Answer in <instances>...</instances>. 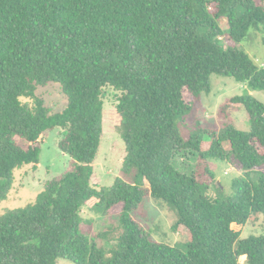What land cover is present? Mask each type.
<instances>
[{
	"label": "trees",
	"instance_id": "trees-1",
	"mask_svg": "<svg viewBox=\"0 0 264 264\" xmlns=\"http://www.w3.org/2000/svg\"><path fill=\"white\" fill-rule=\"evenodd\" d=\"M254 31L264 42V0H0V202L16 169L39 163L49 129H63L59 147L74 160L35 200L0 213V264H264V235L242 238L235 228L264 217V102L251 93L264 89V65L239 49ZM212 74L248 82L250 91L223 105L220 129L197 121L186 137ZM52 82L67 98L62 111L38 94ZM107 86L121 92L123 170L134 174L111 185L93 167ZM243 108L249 130L233 123ZM181 151L243 173L231 193L212 198L210 181L174 164ZM149 195L176 212L173 230L187 238L185 251L155 240L136 219ZM94 199L92 211L118 215L98 236L112 240L110 248L82 230L92 222L83 208Z\"/></svg>",
	"mask_w": 264,
	"mask_h": 264
},
{
	"label": "rangeland",
	"instance_id": "rangeland-1",
	"mask_svg": "<svg viewBox=\"0 0 264 264\" xmlns=\"http://www.w3.org/2000/svg\"><path fill=\"white\" fill-rule=\"evenodd\" d=\"M258 2L261 3L263 0H258ZM221 26L224 30V35L221 39L224 45L227 46L226 36L229 24L226 18L222 19ZM239 49L245 50L257 64L264 65L262 33L252 32L243 42L239 43ZM210 80L212 91L209 94H203L200 106L188 118L189 126L186 127V137L197 125V121L201 122V126L206 129H220L227 120L219 114L223 105L233 96L250 91L248 82L238 81L233 76L212 74ZM251 93L264 102V89L252 90ZM38 94L45 99L47 104L58 111H62L67 104V98L57 82H52L40 88ZM120 95L121 92L112 86L105 88V135L98 158L93 164L94 175L103 185L113 184L118 177L127 181H132L134 177V174H128L123 170V161L126 154L125 143L119 131L120 116L116 111V104ZM232 117L236 128L249 130V116L245 108L233 113ZM62 130L61 127H55L44 133L42 136V152L37 165H27L16 169L15 182L8 194V198L0 202V213L7 209L26 206L29 202L35 200L37 195L43 190L47 180L73 167L74 160L59 147ZM173 162L179 169L190 174L197 173L198 177L205 181H210L208 195L212 198L220 196L221 193L223 195L231 193L232 180L243 173L241 168L229 161L218 159L202 160L199 159L198 153L192 151L177 153ZM207 168L214 173L213 180ZM261 170L264 171V167ZM258 175L261 176L262 173ZM218 183L220 184L219 187H217ZM97 201L98 199H94L83 208L82 214L86 218L91 219L92 222L82 230L91 238H95L100 246L110 248L113 245V241L104 237L98 238V236L101 232L108 230L111 225L117 223L118 215L102 216L92 211L91 204ZM176 218V212L172 208L166 203L154 199L151 195L141 204L136 217L155 240L176 246L185 251L187 249V238L183 233L173 230ZM235 228L241 229L242 238L250 235H264V217L260 215L257 219L249 221L247 225L243 227L235 225ZM57 264L75 263L61 258Z\"/></svg>",
	"mask_w": 264,
	"mask_h": 264
}]
</instances>
